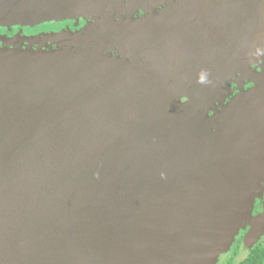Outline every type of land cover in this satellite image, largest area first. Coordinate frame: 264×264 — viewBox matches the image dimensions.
<instances>
[{
	"label": "water",
	"instance_id": "obj_1",
	"mask_svg": "<svg viewBox=\"0 0 264 264\" xmlns=\"http://www.w3.org/2000/svg\"><path fill=\"white\" fill-rule=\"evenodd\" d=\"M165 1L0 0V28L92 21L51 37L55 50L0 47V264H216L229 251L264 178V87L212 114L214 87L249 67H203L215 55L197 40L261 7L157 13Z\"/></svg>",
	"mask_w": 264,
	"mask_h": 264
},
{
	"label": "flooded vegetation",
	"instance_id": "obj_2",
	"mask_svg": "<svg viewBox=\"0 0 264 264\" xmlns=\"http://www.w3.org/2000/svg\"><path fill=\"white\" fill-rule=\"evenodd\" d=\"M183 1L184 0L165 1L162 6L159 4L155 11L157 13H161L165 10L170 11L172 9H181L183 6ZM262 1L264 3V0H258L257 2L247 1L245 3L244 0H242V2L247 6L259 3V8H261L258 11L256 10L255 6L252 8V10H249L248 13L245 12V15L243 16L234 13L233 16L230 15L228 17L231 25L229 31L226 34H220L217 29L212 26L208 33H204L203 38H199V40H197L198 48H196L198 53L204 54L205 52V54H208L209 52L215 55V60H212L211 63H205L204 61V64L202 65L203 67H249L247 70L244 69L242 72L237 74V76L233 77L229 81L228 85L225 84L221 88L218 86H216V88L214 87V94H216V97L218 94L221 95L223 102L221 104L218 103L215 106H212V114L214 113L213 111L219 112V108L221 110V106H228L240 94L255 88L264 87V53L262 54V41L260 40L262 39L261 34L264 33V19L262 20L261 14ZM150 13L151 11H148L147 15ZM145 14L146 13L143 10H139L135 16L143 17ZM225 19L228 20L227 18ZM213 20H216V18L212 15V20L209 21L212 22ZM240 20L242 21L240 22ZM209 21H207V23H209ZM91 22V20H80L78 23H60L59 25L57 24L59 28L54 32H81L82 30L88 29ZM236 24H239V27H236ZM37 35L38 34L34 33L23 35L13 34L8 35V40L15 39L16 45L21 46L22 48L32 47L35 50L40 48L43 50H55L65 44L63 40H58L60 42L56 41L50 43L42 40L43 36H41L42 38L40 39L37 37ZM211 40H213L214 45H212L213 42ZM251 44H253L252 46H258V50L253 53L254 56L245 58L246 56L252 54H246V52L250 51ZM221 51L223 54L225 51H230L234 54V57L231 60H229L226 56H223L221 59H219L218 55L222 53ZM243 52L244 55L239 56L241 58L243 57V59H236L235 55H240ZM111 54L114 56L119 55L120 57H123L122 55L115 52ZM214 82H217V80H212V83ZM249 213V218H247V220L242 223L240 230L234 237L229 251L225 254H222L218 258L216 264H264V178L255 192L253 197V205L249 209Z\"/></svg>",
	"mask_w": 264,
	"mask_h": 264
},
{
	"label": "rangeland",
	"instance_id": "obj_3",
	"mask_svg": "<svg viewBox=\"0 0 264 264\" xmlns=\"http://www.w3.org/2000/svg\"><path fill=\"white\" fill-rule=\"evenodd\" d=\"M66 22H76V21H63V22H59V23H46V24H42L39 25L37 27H33V28H21V27H13V28H0V47L3 45L4 42H15V39H9L8 40V35H13V34H30V33H34V34H38L37 37H39L40 39L42 38L41 36H43L44 41L50 42L51 37L54 38H61L60 36H66L68 37L69 34H76V32L74 31H68V33H64V32H54L56 29H58V25L60 23H66ZM79 22V21H78ZM77 22V23H78ZM58 24V25H57ZM78 33V32H77ZM31 39V38H30ZM32 40V39H31ZM264 81V79H263ZM262 82V79H261Z\"/></svg>",
	"mask_w": 264,
	"mask_h": 264
}]
</instances>
